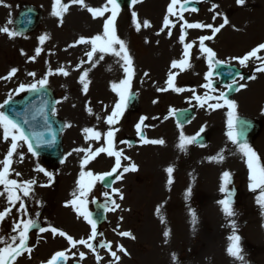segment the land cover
I'll return each instance as SVG.
<instances>
[{"label": "rangeland", "instance_id": "374dc122", "mask_svg": "<svg viewBox=\"0 0 264 264\" xmlns=\"http://www.w3.org/2000/svg\"><path fill=\"white\" fill-rule=\"evenodd\" d=\"M102 1L106 3V0H85V4L94 8L102 7L100 5ZM200 1L203 2L200 12L197 14L183 13L184 20L189 23H195L198 20H204L209 17L207 23L212 24L213 22V26L218 27L223 23L225 16L228 19V24L217 33V40H210L208 46L217 54L214 58L215 62L212 63L213 65L216 61H220L240 66L239 61L233 59L234 57H243L258 44L264 43V0H245L244 5H239L237 0ZM62 2L69 5L67 12L63 15L62 23L59 17L52 15L54 0H2L0 2V16L3 15L4 18L0 27L7 26L10 30H14L13 21L19 7L33 4L43 13V21L34 33L26 36L16 35L12 37L0 32V105H3L5 100H9V96L13 98L30 90L18 91L20 84L30 85L47 76V84L52 88L57 97L54 114L63 119L66 124L67 120L64 111H68L72 107L70 112L77 113L73 115L72 119L68 118V124H66L67 126L65 125L64 133L67 132L69 135H74H72L74 139L71 137L74 140V144L72 142L69 145V142L67 144V141L63 139L65 150L61 163L55 165L49 164L41 157L29 152L27 144L21 142L23 146L17 149V153L12 158L13 163L9 179H15L18 182L34 179L36 184L33 186L31 194L28 197H23V203L27 211L22 212L20 210V202L18 201L12 207L11 213L3 222H0V238L8 239L11 235H15L16 233L13 232V228L19 220L35 219L37 226L30 230L28 242L29 246L33 248L34 257L27 259L30 262L20 260L21 264H37L38 261H45L53 251L59 248L67 250L66 255L70 261L80 260L82 264H110V262H114V258L108 249L98 248L99 244L107 242H111L112 250L116 251L117 255L120 256L119 262H114V264H140V257L147 255L149 243L154 242L152 239H149L151 236L149 231L143 230L149 223L150 214L154 211V208L148 205L145 193L143 194V192H145L144 189L147 182H153L154 186H159V182H157L158 180H154L152 176L148 177L146 175L145 155L149 153L148 146L151 143L144 144L141 138H138L137 144L132 146L129 143L127 144L125 138L136 135V124L140 122L141 117H147L141 128L146 132V139L152 140V137L154 138L160 133L156 128L153 129V126L160 124L161 120L159 117L169 110L165 108V105L169 101L178 105L180 98L183 100L188 96V94L184 95V93L193 92L195 95H199L204 81H202L201 74L198 77L187 78L186 74L181 73V75L175 77L174 84L176 87L183 88L184 91L176 92L173 88L169 92L159 91V89L166 86L165 79L169 77V73L172 71V61L183 57L184 51L181 52L180 47L189 43L191 38L188 36L185 37L184 42L180 41L182 34L181 25L184 24V20H180L179 15L173 16L176 21L175 26L172 28H175L176 32L172 30L171 35H168V32H165L164 35H158V32L153 30V33L157 35L151 34V30L143 27V21L149 19L145 15L155 7L159 0H140L138 3H132L128 7L121 8L116 31L118 36L121 35L120 39L126 42L132 57L133 76L130 88L137 93L141 106L137 113L125 114L123 112L118 123L114 126H109L107 122L104 124V119L111 114V110L115 107V102L117 104L121 99L120 93L114 90L112 85L114 83L119 85L121 81L127 78L124 62H120V57L108 53L104 55L103 60L93 67L86 55L91 50L92 45L76 42L81 37L91 38L90 35L92 34H102L105 19L110 13H106L105 17L93 18L87 8L79 4H72L71 0H62ZM170 2L171 0H161L159 3L161 15L168 13L167 10ZM228 4L236 10L232 11L233 9H229ZM213 5H218V7L213 8ZM133 12L137 14L135 19L132 15ZM216 13H220V15H216ZM214 16L215 19H213ZM137 20L141 22L139 31L136 29ZM9 21H12V23L9 24ZM94 21H99L97 30L88 31L87 28L91 27ZM236 22L239 23L238 28L236 27ZM154 27L158 28L157 24ZM192 30L196 29H184L186 33ZM197 30L201 31V29ZM202 30L209 31V34H212L211 29L203 28ZM42 36L45 37L43 42L40 39ZM155 38H157L156 41ZM167 41L172 45L177 44L175 53L167 54L165 50L160 52L165 47ZM172 41H176L177 43L173 44ZM38 48L41 49L39 55L36 53ZM150 50H152L154 57H160L159 62H151ZM189 53L191 67H189V71L187 72L194 71L196 67L201 68V71L205 70L206 66L209 68V62H203L198 57L201 55L203 59L207 58L206 53H202V51L196 49L189 51ZM258 55L264 57V50ZM33 56H35V60L31 59ZM98 57L99 53H96L93 59L96 60ZM196 59H199V62H196ZM81 61H84V63L81 64ZM248 62L256 63L261 61L253 58ZM12 68H16L18 71L14 76L5 79V77L9 76ZM59 68H64L69 74L65 76L58 73L56 70ZM49 70L53 73L52 75H48ZM85 70H88L87 80L90 81L88 86L90 98L86 100H89L88 103L90 107L92 106V111L95 109L93 112L91 111V114L83 112L86 108L81 107L80 103L82 99L79 101L83 90L80 77ZM29 73H35V76H31ZM107 76L110 77L107 78ZM262 79L263 74H260L257 81L243 80L241 82V85H245V87H241L240 92L234 98L237 102V116H252L256 120L263 122V118L261 117L264 116V81ZM105 80H107L105 83L111 96L109 99H103V96L99 95V91L93 94L92 90L95 82ZM62 82L69 93L67 96L59 91L65 90V88L61 87ZM68 98L72 101L75 109L67 101ZM106 101L107 104H105ZM177 105H174L176 108L174 107L173 110L179 108ZM81 111L82 113H79ZM223 113L224 110L221 109L213 111V113L211 112L213 119H209V121L213 122V132L215 134L221 131L222 124L219 125L220 121L224 123L226 120V117H221ZM217 119L220 120L217 121ZM198 123L199 121L196 125ZM69 125H71L70 129L68 128ZM193 125L194 122H191L189 127H185L188 130L182 128L183 134L189 137ZM108 127L118 129L113 138V148L115 151L122 150L123 153L121 156L122 167L115 175L116 177L122 175V180L124 181L122 183L123 190L121 191L123 199H120L119 194L116 196L112 195L111 190L105 188L102 181H94V187L87 198L88 211H91L92 202L96 198L108 200V197H111L120 207L113 211V206L108 214V220L101 228L103 239L96 240V242L91 241L97 250L96 252L82 245L72 248L71 245L65 243L64 237L58 234L53 235L51 231L40 232L39 228L56 227L68 235L74 236L75 239H87L91 234L89 225L85 219L76 212L74 206H66V202L74 199L72 193L79 189L82 171L87 172L91 170L93 173L108 172V169L115 161L114 157L102 152L86 166L69 168L66 164L73 158L74 154L77 155L78 159H81L80 154H82L84 159L86 153L75 151L76 149L91 148L95 151L102 146L106 147V133L108 130L105 128ZM85 128H92L101 134L103 133L102 137L104 136V140L102 141L101 138L99 143L85 145ZM3 131V127L0 126V160L5 158L7 151L10 149L11 140V137H9L8 141L3 139ZM177 142L180 144V136ZM259 142L258 138L250 146L256 153L260 154V149L263 151L264 148H262L261 142ZM150 149L151 151L153 150V148ZM69 153H71V157L68 159ZM262 154L264 156V151ZM185 155L188 154L183 152V157ZM125 157L130 159H125ZM184 158L188 159L187 157ZM166 162L169 165L163 169V175L159 176V179L161 181L166 179L165 181L167 182L168 178H170L166 171L167 168L172 166L174 170L171 174L172 184H168V186H171L170 190L165 188L164 193L156 197V204L160 203L163 207L162 220L168 227L167 221L172 217V213L170 214L172 207L175 208L174 210L172 209L175 214L179 215L181 213L185 215V211L188 210L187 213L190 212L192 214L195 212L197 218L193 228V237L180 226L182 228L181 236L172 240L170 245L173 248L172 250L175 251L176 257V259H173L172 256L173 262H176L175 264H180L179 262H182V264H246V262L252 259L253 261H261L258 262L259 264L264 263V205L258 202L260 190L254 191L250 188L251 180L240 178L242 171L239 169L238 177L237 171L225 166L219 170L222 173H218L217 169L214 170L211 181L206 178L208 171L212 170L211 167L209 168L206 163H199L193 170V165L181 158L180 154L174 158L173 153V160H166ZM132 163L137 165V170L124 172V167L130 166ZM167 163L164 162V164ZM38 168H43L45 172L37 171ZM225 171L231 173L234 177L233 181L235 185L239 187V192L235 199L236 205L233 206L235 215L232 217L226 216L223 212L222 205L219 203V201L223 200V195L221 191L216 192L218 187L222 185V174ZM17 172L21 175L17 176ZM48 172L52 173L51 178L46 175ZM89 179V177L85 176L84 182L87 183ZM161 185L163 186V184ZM150 190L152 191V187ZM0 192H5L4 196H0V211H3L10 206L7 200L5 185H0ZM104 193H108L109 196L105 197ZM168 197L170 198L169 200L167 199ZM214 199L219 204L216 205L217 209L215 211L209 212V202H213ZM163 200L164 202H161ZM233 220L235 221L236 228L242 229L245 227L243 230L245 239L240 240L243 260L228 253L227 249L231 244L229 240L230 234L225 239L224 237L221 239L222 230L224 234L227 229L233 230L231 223ZM243 222L244 225L242 226L241 223ZM209 230L211 233L213 230H216L215 237L209 236ZM123 231H130L135 236V239L121 236L119 233ZM143 236L147 239L143 240ZM217 239L218 241H216ZM157 240L158 244L164 242L163 239ZM118 245H123L127 250V254L120 252L117 247ZM3 246V244H0V247ZM259 247L260 249H258ZM213 249H219L220 251L216 252ZM80 252L85 253L83 259L79 256ZM97 252L103 258L100 261L96 259ZM72 253H76V255H72ZM258 253H261V255L256 259L254 256Z\"/></svg>", "mask_w": 264, "mask_h": 264}, {"label": "snow or ice", "instance_id": "6c2138e0", "mask_svg": "<svg viewBox=\"0 0 264 264\" xmlns=\"http://www.w3.org/2000/svg\"><path fill=\"white\" fill-rule=\"evenodd\" d=\"M2 2V0H0ZM140 0H132V3H138ZM72 4H79L85 8L92 14L93 18L96 17H105L106 13H110L105 19V23L103 25V33L97 34L94 37L91 38H85L81 37L76 43H89L92 45L91 50L86 53L88 57V61L92 63V66L94 67L95 64L99 63V61L104 59V55L111 53L115 55L116 57H120L121 60L124 62V70L127 74V78L120 82L119 85L113 84L112 87L114 90L120 93V102L117 103L112 110L111 114H109L106 117V122L109 126H114L118 123L119 118L123 114L124 107L126 105L127 100V92L128 89L131 86V80L133 76V60L129 53V50L127 48V44L123 39H120V37L117 35L116 31V20L117 17L121 11V5L118 2V0H106V3L102 7H90L85 4V0H71ZM189 3V0H171L169 6H168V15L164 18L163 21V28L161 31L164 30V28L174 27V23L169 17L171 16H177L179 15L180 20H184L183 12L186 11L185 4ZM237 3L239 5H244L245 0H237ZM179 7L177 8V6ZM69 5L62 2V0H54L53 8H52V15L59 17L61 19V23L63 22V15L67 12ZM218 7V5H213V8ZM193 11H196L197 9H192ZM133 18L135 19L137 17V14L133 12ZM216 15H220V13H216ZM215 19V16L213 17ZM12 23V21H9V24ZM228 24L227 16L224 17L223 23L220 24L218 27H214L213 24H204L200 22L195 23H189L188 21L184 20V25L182 26V34L180 36V41L184 42L186 32L184 29H211L212 35H205L199 37V46L202 51V53L207 54V59L209 62V65L213 63L214 58L216 57V52L211 48L205 46V41H209L213 39L216 33H219L221 29ZM150 22L145 20L143 21V27L147 28L150 27ZM141 28V22L139 20L136 21V29L139 31ZM0 32H3L9 36L15 37L17 35V32L14 30H10L9 27L4 26L0 27ZM168 35H171V31L168 32ZM41 42L44 41L45 37L42 36ZM195 41L192 43H186L184 44V53L183 57L179 60L172 61L171 67L174 69H180L184 70L188 67H191L190 61H189V50L194 46ZM262 50H264V43L258 44L255 48H253L251 51L246 53L243 57H234L233 59H236L239 61L241 65L246 66L247 62L250 59H256L261 61L259 67L256 69V71L264 73V57L258 55ZM41 49H37L36 53L39 55ZM96 53H99L98 59L94 60L93 57ZM31 59L35 60V56L31 57ZM84 61H81V64H83ZM216 63H220V61H216ZM18 69L12 68L9 72V76L5 77V79L10 78L11 76H14ZM58 73L67 76L69 73L64 68H59L56 70ZM53 73L51 70H49L48 75H52ZM178 73H169L168 81H167V88H161L159 91H167L168 88H173L176 92H182L184 91L183 88L176 87L174 84L175 77ZM31 76H35V73H29ZM147 75V73H145ZM88 76V70H85L83 74L80 77V81L83 84V90L85 93L88 91V86L90 81L87 80ZM209 78V82L204 85V87L215 91V89L212 86V72L209 71L207 74ZM255 77L253 76L252 79ZM243 79V77H241ZM48 83L47 76L40 79L38 82L25 85L20 84L18 91L23 92L26 89L35 90L38 87H43ZM233 83H236V81H233ZM229 88L232 87V85L228 86ZM240 87H245V85H240ZM12 97L9 96V100ZM195 99L201 103V106L208 101L214 100L215 103L209 104V107L216 109V108H222L225 105L230 109L228 112V132L227 137L228 139L233 143L238 145L239 150L245 157H247V166L250 170V179L251 184L250 188L252 190H260V195L258 197V202L262 205H264V165H261L259 163V157L257 153L252 149V147L246 142H241L240 140V133L237 131V103L235 100L228 99L227 96L221 92L217 96H211L208 93L205 94L204 97H201L199 95L195 96ZM5 104L8 103V100H5ZM4 105H0V109L3 108ZM88 111L91 113V108L88 109ZM175 111V110H173ZM147 119V117H141L140 122L136 124V129L139 132L141 130V125L144 124V121ZM0 126L3 127V139L5 141L9 140V137H11L10 140V149L7 151V154L3 160H0V185H5V190L7 193V200L9 202V207L5 208L3 211H0V222H3L5 218L11 213L12 207L16 205V202H20L19 208L22 212H26V206L23 203V197H28L32 190L33 186L36 184V181L34 179L32 180H25L18 182L15 179H9L11 165L13 163V155L17 153V149L23 146V143L27 144V149L29 152H32L34 155H36L35 148L33 146V142L29 138V136L26 134L25 130L21 127L19 123H17L15 120H13L9 115H7L4 111H0ZM71 125H69L70 127ZM118 131V129H115L113 127H110L108 132L106 133L107 137V146L97 148L95 151H93L91 148H82V149H76L75 151H80L86 153L84 156V159L82 161V167L88 165L93 159L96 158L100 153L105 152L108 156H114L115 157V166L111 169V171L103 172V173H93L91 170L87 172H81V181L79 184L78 191H74L72 193L74 199L69 200L66 202V206L72 205L75 207L76 212L83 217L88 224L91 226V234L88 236L87 239L81 238V239H75L71 235H68L63 230L49 226V228L41 227L39 228L40 232H46L51 231L53 235H59L61 237H66L67 241L71 245L72 248H76L78 245L85 246L86 248L92 250L93 252H96V248L94 247L93 243L91 241L95 240V238L98 235L97 232V221L93 219L92 213L88 211L87 207V198L92 191V188L94 187V181H104L106 177H110L113 174L117 172V170L121 167V156H122V150L121 151H115L113 148V138L115 136V132ZM201 132L204 131V128L202 127L200 129ZM84 132L86 134V138H93L95 140L101 139V133L99 131H95L92 128H85ZM199 133H197V136ZM141 140L144 143H152V144H160L163 145L165 141L163 139H156V140H146L144 136H141ZM196 137H186L183 132L181 131L180 134V144L179 147L181 150H186V145L192 144L195 142ZM23 142V143H21ZM39 142V141H38ZM71 153H69L70 155ZM22 158V156H21ZM125 159H130L128 157H125ZM210 159L222 161L224 159L223 151H221L217 156L211 157ZM137 165L135 163H132L129 167H124L123 171H136ZM173 167L169 166L167 168V172L169 174V181L168 183L171 184V174L173 173ZM37 171L45 172L43 168H38ZM17 176H20L21 174L19 172L16 173ZM47 176L50 178L52 177V173L48 172L46 173ZM87 176L90 179L87 181V183L84 182V177ZM223 176V186L221 187L222 192L228 193L227 198L219 201V203L222 205V210L225 213L226 216L232 217L235 215V212L232 207V199L231 195L232 193L229 191L228 185L231 183V173L229 171H225L222 174ZM122 178L121 176H117V179ZM114 193H120L119 189H113ZM22 193V195H21ZM5 192H0V196H4ZM105 197H108V193H104ZM120 199H123L122 193H120ZM112 204L114 205L113 211L116 208H119L120 205L116 204L115 201H112ZM107 207V205H105ZM39 215V214H37ZM193 215V223H195L196 216L195 212L192 213ZM121 219H123L121 217ZM232 228H233V235L229 237V240L231 241L230 246L228 247L227 251L229 254H231L234 257L239 258L240 260H243V256L241 255V247H240V240L241 237L237 234H235L236 224L233 220L232 222ZM37 226V221L35 219H21L19 222H17L14 225L13 232H15V235H11L8 239L0 238V244H3V247H0V264H11V261H14L17 257L21 256L24 253H28L29 255L32 252V248L29 246V232L33 227ZM123 237H129L131 239H135V236L130 231H123L119 233ZM165 236L169 235V232L164 233ZM101 248H107L110 252L111 256L114 258V262H119L120 256L117 255L116 251L112 250V244L111 242L108 243H102L100 244ZM118 250L120 252H123L124 254H127V250L123 247V245H118ZM66 251H58L54 255H52L51 259L47 261V264H57L59 258L63 257L64 259H67ZM72 255H76V253H72ZM79 256L81 259L84 258L85 253L80 252ZM97 261L102 260L103 258L99 255L97 252L96 254ZM173 259H176L175 254H173ZM114 262H110V264H114Z\"/></svg>", "mask_w": 264, "mask_h": 264}, {"label": "bare ground", "instance_id": "6f19581e", "mask_svg": "<svg viewBox=\"0 0 264 264\" xmlns=\"http://www.w3.org/2000/svg\"><path fill=\"white\" fill-rule=\"evenodd\" d=\"M160 2H161V0H159V2L155 5V7L153 9H151L148 14L145 15L146 17L149 18L147 21H149L150 22V25H151L150 27H147V28L149 30H151L152 33H151V31H149V32L151 34H154V35H157V34L153 33V30L157 31L158 32V35H164L165 32H169L172 29V27H170V29L169 28H164V30L161 31V29L163 28L164 18L168 15V13L165 14V15H161V13H160V7H159V3ZM104 4H105L104 1H102L100 3L101 6H103ZM228 8L229 9H233L232 11H235L236 10L235 8H233L229 4H228ZM236 17H237V15H236ZM3 19H4L3 18V15L0 16V26L2 25ZM169 19H171L173 21V23H174V20H176L175 18H173V16L169 17ZM250 20H251V18H250ZM98 23H99V21H94V23L91 24V27L90 28H91L92 31H96L97 30ZM153 24L154 25L157 24L158 28H155ZM238 25H239V23L236 22V27L237 28H238ZM249 25H250V23H249ZM156 40H157V38H155V41ZM169 41H171V40H169ZM169 41L166 42L165 47L162 48L160 50V52L163 51V50H165V53L167 52V54H172V53H175L176 52L175 49L177 48V44H175V43H177V42L176 41H174V42L172 41L173 44H175V45H172L171 43L170 44L168 43ZM194 46L195 47H199V43L197 42L196 44H194ZM149 53H150V60H151V62H159V58H160L159 56L154 57V54L152 53V50H150ZM262 81H264V77H263ZM105 82H107V80L95 82L94 88H92V90H93V94H95V93H97L99 91V95L100 96H103V99H105V98L106 99H109L111 96L109 95V91L106 88V83ZM62 86H63V82L61 84V87ZM65 89H67V88H65ZM89 94L90 93L88 91H87V93H85L84 90H82L81 97L79 98V101L82 99V101L80 103L81 104V107L86 108L85 110H83V112L91 114L88 111V109L91 108V110H92V106L90 107L89 106V103H88L89 100H86V99L90 98V95ZM67 101L69 103H72V101L69 98L67 99ZM107 101L105 102V104H107ZM74 109H75V106H74ZM70 110H72V107H70L68 109V111H64L65 117H66V120H67L66 121V124H68V120H69L68 118H71L72 119L73 118V115L74 114H77L76 112H74V113L73 112H70ZM79 113H82V111L79 112ZM159 118L161 120V123L160 124L166 126V127H161V128H165L163 130V132H161L162 139L165 141V143L163 144L165 146V148L158 149L156 151H151V152H149L148 154L145 155L146 161L148 163H150L148 172L153 177H156V178H159V176H162L163 173L161 171H163V169L165 168L164 162L166 163V160H170V159L173 160V152L172 151H174V158H175L176 155H179L180 154V157H182L189 164H192L193 167H194L197 162L194 159H185L183 157V153L179 149V144L174 139V136H172V134H171V137L172 138H170L169 131L165 132V130H171L173 128L172 127V124H173L172 118L170 116H167V115H162ZM68 128L70 129L69 126H68ZM167 128H170V129H167ZM66 133L64 134V136L67 135V140L69 142H73V144H74V140H72V139L69 140L71 137L74 139V137H73L74 135L73 134L69 135L68 133L67 134ZM92 140H95V139L91 138L88 141L86 140L84 142L85 145L89 144L90 143L89 141H92ZM222 146H223L222 143H220V144L217 143L216 144V147H218L219 149H222ZM67 157L69 159L71 157V155H68ZM80 158L82 160L81 159H78L77 158V155L74 154L73 158L71 160H69L68 163L66 164L67 167H69V168L82 167V161H83L82 154H80ZM177 158H178V156H177ZM162 191H163V186H161V180H160V186H158V188L156 189V195L160 194ZM190 223H191V229H192V225H193V220L192 219H191V222L186 221L183 224L184 229L188 233H189V230H190ZM160 228H162V231L158 234V238L161 239V240L163 239V241H165L166 243H168V236L169 235L168 236H165L164 235V233L166 232V230L163 228V226L161 224H160ZM164 262H165V260H164Z\"/></svg>", "mask_w": 264, "mask_h": 264}, {"label": "water", "instance_id": "95a60500", "mask_svg": "<svg viewBox=\"0 0 264 264\" xmlns=\"http://www.w3.org/2000/svg\"><path fill=\"white\" fill-rule=\"evenodd\" d=\"M126 1H129V0H126ZM34 16H35V13L27 14L23 22H25L26 20H31V18H33ZM35 21H36V18L33 19V24L35 23ZM29 27H32V23L25 26L24 30H26ZM40 94L47 97L48 107H49V111H50V109L53 107L52 98H50V92L47 91L46 89L41 90V91H37L34 94V96H32V99H34L35 97H37ZM38 107H39V104L36 103L35 108H38ZM43 114L44 113H43V110L41 108L39 110V112H37V115H36V117L37 118L40 117V119L34 126H31V129L28 133L29 138L31 139L32 142L35 141V143H40V145L37 146V148L39 149L38 151L40 153H42L43 155L50 157L51 159L56 161V160H58L59 155H60V139L58 138L59 132H60V127L53 118L49 117V113H48V116L45 117L46 121H44V119L42 118ZM47 121L52 122L55 125V127L53 125H51L50 123H48ZM45 122H47V125L50 128L47 129L48 126L43 125ZM32 133L35 134V137L33 136V140L30 137V134L32 135ZM47 133H50V136ZM55 136H56V140H55ZM33 146H35L34 142H33Z\"/></svg>", "mask_w": 264, "mask_h": 264}]
</instances>
